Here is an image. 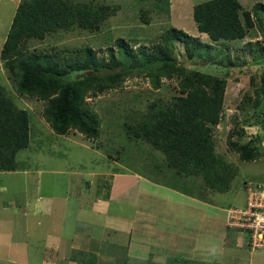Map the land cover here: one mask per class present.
Listing matches in <instances>:
<instances>
[{"label": "rangeland", "instance_id": "374dc122", "mask_svg": "<svg viewBox=\"0 0 264 264\" xmlns=\"http://www.w3.org/2000/svg\"><path fill=\"white\" fill-rule=\"evenodd\" d=\"M73 1L92 5L105 3L118 5L119 8L115 15H111L102 24L100 30L92 31L76 26L68 31L59 30L48 34L44 40H31L32 49L68 53L85 46H92L101 57H106L108 48L112 46L119 54L117 39H125L131 47L138 50L141 45L153 47L156 43L162 42L163 34L172 28L182 29L203 41L210 40L205 33L199 32L193 17L195 5L206 0H168L169 3L166 0ZM239 1L245 9H252L258 3L264 4V0ZM19 2L20 0H0V54ZM142 8L149 9L145 18L142 17ZM260 14L264 18V9H260ZM248 41H257L259 45L249 48L246 44ZM213 45L217 52L220 49L226 50L228 45L232 59L238 62L237 66L201 64L202 61L199 59L190 60L180 42L176 44L175 50L180 62H184L189 68L227 78L224 115L216 129V149L219 153L226 154L230 160L237 162L238 174L233 179L231 188L226 192H215L210 189L207 193L204 192L207 183L203 175L186 176L169 167L163 152L153 148L146 140L130 136L127 132L125 126L127 121L139 120L141 114L149 110L151 102L159 99L168 101L178 93L177 79H163L161 87L156 88L152 84L151 77L146 76L145 73H131L120 87L88 98L101 120L102 126L98 138H88L75 128L62 135L55 133L53 129L50 130V124L45 120V100L20 94L17 91L13 82L7 77L8 71L0 55V82H5L8 94L19 106L29 109L32 114L30 145L17 152V169L0 171V264H77L75 261H70L73 260L72 257L78 258L79 264H97L95 260L93 262L95 255L97 260L106 263L108 258L113 257L111 253L114 250L135 259L128 264H143L136 256H143L148 264H160L158 258H154V250L134 249V240L131 247L126 245L130 234L133 239V235H137V231L141 229L139 227L137 230L136 218L143 212L151 213V216L140 218L142 225L147 223L144 225L145 230L163 238H168L173 233L177 238L171 240L179 247L185 246L186 239L189 241V234L184 227L173 226L166 222L169 211L163 204V199L169 189L186 195L197 194L206 197L212 204L211 210L220 213L222 220L225 219L223 209L230 206H244L246 199L248 200L245 184L252 182L264 185V157L255 161L241 160L239 154L228 147L227 139L232 130L236 133L241 127H245L249 136L256 134L263 136L262 141L253 142V146H257L258 150L264 153V129L261 124L252 126L244 124L247 119L255 120V112L243 103L246 93L255 91V85L251 84V76L256 75L259 79V75L264 74V35L254 27L244 40L214 42ZM258 56L261 57L260 63H255V58ZM132 63L133 61L129 65ZM260 116L264 119L263 114ZM235 117L239 122L238 127L235 126ZM249 136L247 137L250 138ZM25 170L29 172L25 173ZM130 174H138L139 180L135 183L125 179ZM129 181L135 185L129 183L128 187L126 184L129 188L126 192H129L130 196L122 199L124 202L120 203V207L116 204L119 201L117 199L111 200L109 212L102 211L100 206L98 208L94 205L97 196L100 197L109 190L114 191V188L119 189L116 193L119 194L126 187L120 182ZM75 184L76 186L71 188ZM66 194H69V204L62 210L60 218L66 213L65 220L68 222L74 221L73 213L75 214L76 211L83 222L94 221L93 224L100 225L104 224L107 212L111 215L120 213L125 217V221L116 223L124 230L127 227L125 232L118 231L120 246H113L115 249H104L107 245L105 241L104 246L102 245L103 249H90L93 246H88V235L83 238L76 235L74 241L78 242L82 238L87 246L82 247L77 244L73 245L74 249H58L56 244H50L47 239H38L43 235L42 231L37 234L38 237L29 236L28 232L33 231L34 227L38 231L39 226L35 218L31 220L32 226H26L27 218L24 217L30 213V210L24 203L28 206H32L30 203H35L40 218H51L52 215L54 217L61 212L56 203L60 196ZM172 195L177 197L176 194ZM50 200L53 201L51 206L48 204ZM185 204L184 211L187 212V200ZM203 206L198 204L201 209ZM228 210L236 212L232 207ZM106 217L108 218V215ZM55 221L57 220L53 219L50 222L44 220L43 225L52 226ZM57 223L61 224L60 221ZM111 224L112 228L115 227L114 223ZM74 226L75 223L72 222L71 227L75 233ZM211 226L212 224L209 223L208 228ZM84 230L81 235L86 234ZM108 230L110 231L109 228ZM65 231L69 237L72 236L71 230L65 229ZM104 236L106 234L102 233L101 239ZM107 236L109 237L108 234ZM107 236L105 239L108 241ZM110 236L113 237L112 234ZM240 239V247L250 252L247 248V237ZM121 246L125 247L119 249ZM206 248L205 242L197 246L199 249L197 257H188L187 264H200L205 255L213 252ZM201 249L205 254H201ZM235 249V245L229 248L227 246L225 263L229 261L230 264H243L242 262L264 264V252H254L251 255ZM118 258L121 260L120 256L117 257L115 264L118 263ZM205 261V264H218L212 258H206Z\"/></svg>", "mask_w": 264, "mask_h": 264}, {"label": "trees", "instance_id": "16d2710c", "mask_svg": "<svg viewBox=\"0 0 264 264\" xmlns=\"http://www.w3.org/2000/svg\"><path fill=\"white\" fill-rule=\"evenodd\" d=\"M118 8V5L73 0H20L0 54L8 79L20 94L46 101L44 117L55 133L66 134L75 128L88 138H98L102 126L89 97L120 87L131 73H145L156 88L161 87L163 79H177L178 93L168 101L151 102L139 120L127 121V132L163 152L169 167L186 176L203 175L207 183L204 192L228 191L238 174L237 162L217 151L215 139L225 110L227 78L189 68L180 62L175 47L180 42L187 57L199 59L201 64L235 67L238 62L232 59L229 46L217 52L213 43L244 40L254 27L264 35V18L260 14L264 4L245 9L239 0H206L195 5L193 17L197 28L207 34L209 41L172 28L153 47L141 45L135 50L125 39H117L119 54L112 46L106 57H101L92 46L68 53L31 48V40H44L59 30L68 31L75 26L100 30ZM141 11L143 18L149 13L148 8ZM246 44L252 48L259 42ZM260 58L256 57L255 63H260ZM131 61H140L144 67L130 69ZM106 69L113 72L103 74ZM251 84L255 85V91L247 92L243 103L254 110L255 120L247 119L244 124H261L264 129V119L260 116L264 115V74L259 79L252 75ZM234 122L238 127L237 117ZM31 123L30 110L19 106L8 94L6 83L0 82V171L17 169V152L30 145ZM257 135L249 136L245 127L236 133L232 130L228 134V147L241 160L258 159L264 153L253 146V142L263 139ZM188 195L211 203L204 196ZM246 205L247 201L242 207Z\"/></svg>", "mask_w": 264, "mask_h": 264}, {"label": "crops", "instance_id": "0c3cea01", "mask_svg": "<svg viewBox=\"0 0 264 264\" xmlns=\"http://www.w3.org/2000/svg\"><path fill=\"white\" fill-rule=\"evenodd\" d=\"M50 126V125H49ZM50 130H52L51 126L49 127ZM53 131H51L52 133ZM63 135V134H62ZM65 135V134H64ZM25 173L29 172L27 170L24 171ZM138 174H130L129 176H126L125 179H130L131 181H136L138 179ZM123 186L127 184L129 187L130 184H134L133 182H120ZM130 183V184H129ZM129 184V185H128ZM135 185V184H134ZM75 185H72L71 188L75 187ZM125 187L124 190H121L119 194V189L114 188L115 190H109L106 194H103L102 196H97L94 200V205H97L102 208V211H110V202L111 200H119L116 204L121 206L120 203L124 202L122 200L123 198L130 196L129 192H126L129 188ZM165 190V188H162ZM139 191V190H137ZM172 194H176L177 197L173 196ZM121 197V199H118ZM163 198V197H162ZM161 198V199H162ZM56 204L60 207V213H58L56 216L51 218H40V214L38 207H36L35 203H30L32 206H28V204L24 203L26 207L29 208L30 213L24 217L27 218L26 226L30 227L32 226V218L37 219V226H39V230L37 231L34 227L33 231L28 232V235L33 237H38L37 234L39 232H43L42 236H39L38 239H47V241H50V244H56L58 246V249H74L73 245L79 244L82 247H85V245L82 241V238L86 235H88L89 240L88 246H93V248L90 249H103V246L105 244V241L107 242L106 247L104 249H115L113 246H120V237L118 236V231L125 232L127 231V227L125 230L123 227H120L119 225H116L118 221L123 222L125 221V217H123L120 213H114L113 215L109 214L108 212L105 214L108 215V218L105 216L104 218V224L100 225L99 223L93 224L94 221H88L83 222L82 218L79 217L77 211L74 214L73 213V220L72 222L75 223L74 229L75 233L73 232L72 222H68V220H65L66 213L64 214L63 218H60V215L62 214V210L64 207H66L69 204V194L62 195L58 198ZM185 200L188 202V208L187 212L184 211L185 209ZM52 200L49 201V205H52ZM48 204H45L47 206ZM163 204L168 208L169 211V217L166 218V222L173 225V226H182L186 230L187 234H189V241L186 239V244L183 247L177 246L175 243L173 244V241L171 238H177L175 234H171L168 238H163L157 234H153L152 232H149L148 230H145L144 225L147 223H144L142 225L141 223V216H151L150 212H143L142 215H138L136 218L137 222V230L139 227L141 229L137 231V235H133V239L129 237V241L127 242L126 246L131 247L132 240H134V249H146L148 251L154 250V258L157 257L160 264H187L188 263V257L194 258V256L197 257L198 250L197 246H199L202 242H205L207 248L210 249L213 252L205 255L204 259L200 264H205L206 258H212L215 262H223L222 264H230L229 261L225 263L224 256L227 252V246L233 247L236 246L235 251H242L249 253L253 255V253L248 252L247 249H242L241 246V236H239L237 233L233 232L232 230H229L225 224V219L222 220V215L220 213H216L213 210H211V203L202 202L197 198L191 197L189 195H186L182 192L173 191L171 189L168 190V193L164 194ZM191 204V205H190ZM198 204H203V208H199ZM22 206V205H21ZM20 206V208H21ZM12 208V207H11ZM44 210V209H43ZM93 212H95V208H93ZM45 211V210H44ZM224 213V211H222ZM225 214V213H224ZM75 216L77 219H75ZM57 218V219H56ZM53 219L57 220L52 224V226H45L43 225L44 220L47 222L52 221ZM60 221L61 224L57 223ZM143 222V221H142ZM71 223V224H70ZM114 223L115 227L112 228V224ZM125 223V222H124ZM211 223L212 226L208 228V224ZM57 224V225H56ZM128 226V225H127ZM99 227V228H98ZM101 227V228H100ZM129 227V226H128ZM103 228V229H102ZM110 229V231L108 230ZM65 229L71 230L72 236L69 237L65 232ZM86 233L85 235H81L82 231ZM124 230V231H123ZM52 231V232H51ZM57 232V234H56ZM90 233V234H89ZM107 234L109 235L108 241L105 239L106 236L101 239V234ZM53 234V235H52ZM113 235L111 237L110 235ZM117 234V236H116ZM76 235L82 236L81 240L78 242H75L74 239L76 238ZM236 237H233V236ZM182 236V235H181ZM228 237H230V240L228 241ZM196 244V245H195ZM212 244V245H211ZM103 245V246H102ZM195 245V249H194ZM125 246H121L119 249H123ZM243 247V246H242ZM83 252V251H81ZM201 254H205V252L201 249ZM111 253V252H110ZM259 253V252H257ZM113 257L108 258V261L101 262L100 260H97V257L95 255L93 261L95 260L98 262L97 264H115L114 261L117 257H121V260L118 258L117 264H128L130 261L135 260L132 257H127L126 254L122 255L119 251H115L111 253ZM264 254V253H263ZM138 260H140L143 264H148L143 256H136ZM78 259V258H77ZM87 260V259H86ZM73 262L74 260H70ZM103 261V260H102ZM77 264H79L77 261H75ZM245 264L244 262H242Z\"/></svg>", "mask_w": 264, "mask_h": 264}, {"label": "built area", "instance_id": "2783aa9c", "mask_svg": "<svg viewBox=\"0 0 264 264\" xmlns=\"http://www.w3.org/2000/svg\"><path fill=\"white\" fill-rule=\"evenodd\" d=\"M233 209L236 212L229 210L227 224L251 231L252 248L264 249V194L249 199L246 208Z\"/></svg>", "mask_w": 264, "mask_h": 264}, {"label": "clouds", "instance_id": "9594fccd", "mask_svg": "<svg viewBox=\"0 0 264 264\" xmlns=\"http://www.w3.org/2000/svg\"><path fill=\"white\" fill-rule=\"evenodd\" d=\"M207 35V34H206ZM144 66V65H143ZM142 68V67H141ZM264 157V156H263ZM262 157V158H263ZM256 160V159H255ZM253 160V161H255ZM245 188H246V192H247V195H248V200L246 199L247 201V205L246 207L248 206L249 204V199L253 198L254 200V197L256 195H261V194H264V185H261V184H253L252 182H249V183H246L245 184ZM255 194V196H254ZM250 197V198H249ZM247 198V197H246ZM215 204V203H214ZM243 208L242 206H230V207H227L225 209H223L224 213H225V224L227 226V228L229 230H232L233 232L237 233L239 236H241L242 238L244 237H247V248L248 250L251 252V253H254V252H264V249H253L252 248V245H251V231H247V230H244V229H241V228H236V227H232V226H229L227 224V220H228V212H229V208Z\"/></svg>", "mask_w": 264, "mask_h": 264}, {"label": "water", "instance_id": "95a60500", "mask_svg": "<svg viewBox=\"0 0 264 264\" xmlns=\"http://www.w3.org/2000/svg\"><path fill=\"white\" fill-rule=\"evenodd\" d=\"M143 63L140 62V61H133V63L131 65H129L130 69H136V68H141L143 67ZM113 72L112 69H106L103 71V74H108V73H111Z\"/></svg>", "mask_w": 264, "mask_h": 264}]
</instances>
